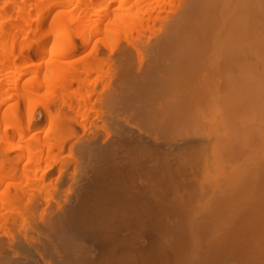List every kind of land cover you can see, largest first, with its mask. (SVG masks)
I'll use <instances>...</instances> for the list:
<instances>
[{
    "label": "bare ground",
    "instance_id": "6f19581e",
    "mask_svg": "<svg viewBox=\"0 0 264 264\" xmlns=\"http://www.w3.org/2000/svg\"><path fill=\"white\" fill-rule=\"evenodd\" d=\"M0 264H264V0H0Z\"/></svg>",
    "mask_w": 264,
    "mask_h": 264
}]
</instances>
